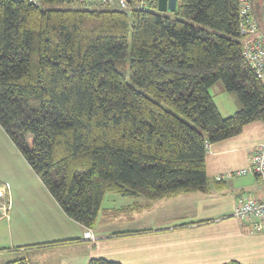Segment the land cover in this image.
Masks as SVG:
<instances>
[{
  "label": "trees",
  "instance_id": "1",
  "mask_svg": "<svg viewBox=\"0 0 264 264\" xmlns=\"http://www.w3.org/2000/svg\"><path fill=\"white\" fill-rule=\"evenodd\" d=\"M156 7L0 0V127L85 228L107 192L151 201L223 188L207 178V145L264 122V88L242 54L239 0H178L172 16ZM217 82L238 104L228 116L209 91Z\"/></svg>",
  "mask_w": 264,
  "mask_h": 264
},
{
  "label": "crops",
  "instance_id": "2",
  "mask_svg": "<svg viewBox=\"0 0 264 264\" xmlns=\"http://www.w3.org/2000/svg\"><path fill=\"white\" fill-rule=\"evenodd\" d=\"M213 86H217L215 93L222 96L223 87L215 83L210 88ZM218 96L212 95L222 116L237 110L235 97L219 104ZM262 143L264 122L255 120L245 124L238 134L208 144L205 153L207 178L211 185L221 179L223 188H211L206 193H180L151 201L131 197L132 201L126 206H132L131 218L135 220L144 213L148 215L160 204L177 206L176 209L181 210L174 209L160 216L158 222L133 226L119 225L120 218L105 220L98 214L91 228L93 241L83 238L85 227L64 214L40 181L34 185L16 183L12 190L10 188L9 207L30 211L27 230L30 238L20 240L18 237V241L25 242L17 244V248H30L33 252L31 256L28 252L16 256L9 264L20 259L28 264H87L91 258L120 264H222L227 261L264 264V230H252L247 222L233 216L234 207L244 198L264 197L263 182L251 171L254 150ZM2 171L5 170L0 167V176ZM17 228L22 234L23 223H17ZM58 240L69 241L41 245Z\"/></svg>",
  "mask_w": 264,
  "mask_h": 264
},
{
  "label": "rangeland",
  "instance_id": "3",
  "mask_svg": "<svg viewBox=\"0 0 264 264\" xmlns=\"http://www.w3.org/2000/svg\"><path fill=\"white\" fill-rule=\"evenodd\" d=\"M94 1L96 2L98 0H94ZM69 5L78 6L79 4H68L65 2L63 3L40 2V6L42 8H65L68 7ZM112 6L113 5L107 4V5H101L100 8L111 9ZM252 6H253V13L257 18L259 24V30L261 33L264 34V0H252ZM154 10L160 14L166 16H172L171 12L169 11H160L157 9V7L154 8ZM128 43L130 44V37L128 39ZM126 80L130 84L132 83L129 78L128 70L126 72ZM216 85H220L222 87L221 82H217ZM216 87L217 86H213L212 88L209 89L210 93L214 96H218L217 93H215ZM137 88L141 91H144L140 87ZM229 97H234V96L232 93H228L227 91L224 90L222 96H218L216 98L219 104H222L223 101L229 102ZM0 167L1 170H5L1 172L2 175L0 176V179L6 180L0 182H8L9 192H10V188L12 190V188L16 183L21 185H34L38 183L37 181H40L37 175L32 171V169L26 163L24 158L20 156V153L18 152V150H16L14 144L7 137V135L4 133L1 127H0ZM7 200L8 199L6 198L0 200V209L3 204L5 203L7 204ZM131 201H132L131 197H123L112 192H107L101 203V208H100L101 210L99 212V217H103L105 220H108L111 217L120 218L118 223L119 225L122 226L146 225L147 222L149 221L150 222L154 221V223L158 222L160 216H165L177 208V206L169 207V206H162V204H160L157 205V207H155L153 211L150 212L148 215L145 216L146 213H144L143 215L139 216L138 220H135L131 218L132 211H134L132 206L130 207L126 206V204L130 203ZM111 208H113L114 210ZM103 209H107L108 211ZM177 210H181V208L176 209V211ZM109 212H112V214L108 215ZM1 215L3 218H0L1 219L0 220V253L3 254H1L0 256V264H9V260L14 259L16 256L17 257L23 256L24 253L26 252H28L27 255L31 256L30 253L33 251L30 248H28V250L21 247L17 248L18 247L17 244H24L25 242V241H18L19 240L18 237H20V240L21 238L22 240H28L30 238L28 237L29 234L27 232L30 211L29 210L20 211L15 209V207L10 208L8 206L7 209L5 208L4 210L2 209L0 210V216ZM17 223H23L24 230L22 231V234L17 228ZM19 253H21V255H19ZM25 264L28 263L25 261Z\"/></svg>",
  "mask_w": 264,
  "mask_h": 264
},
{
  "label": "built area",
  "instance_id": "4",
  "mask_svg": "<svg viewBox=\"0 0 264 264\" xmlns=\"http://www.w3.org/2000/svg\"><path fill=\"white\" fill-rule=\"evenodd\" d=\"M36 1V0H34ZM72 3L91 5L94 0H69ZM96 2L114 4L120 8L127 7V0H98ZM239 28L242 38V54L254 69L256 77L264 88V35L259 30V25L252 13L251 0H239ZM251 171L257 174L264 185V143L259 145L253 153ZM8 199L1 209L9 206V184L0 182V200ZM233 216L247 222L252 230H264V197H246L234 207ZM83 238L88 241L94 240L90 228H85Z\"/></svg>",
  "mask_w": 264,
  "mask_h": 264
},
{
  "label": "water",
  "instance_id": "5",
  "mask_svg": "<svg viewBox=\"0 0 264 264\" xmlns=\"http://www.w3.org/2000/svg\"><path fill=\"white\" fill-rule=\"evenodd\" d=\"M178 0H157V9L160 11L174 12L177 9Z\"/></svg>",
  "mask_w": 264,
  "mask_h": 264
}]
</instances>
